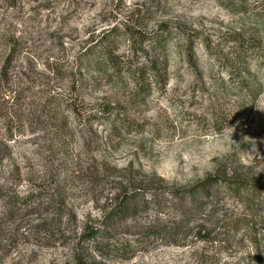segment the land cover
<instances>
[{"label":"rangeland","instance_id":"obj_1","mask_svg":"<svg viewBox=\"0 0 264 264\" xmlns=\"http://www.w3.org/2000/svg\"><path fill=\"white\" fill-rule=\"evenodd\" d=\"M163 25L160 52L148 35ZM238 35L264 51V0H0V192L18 198L0 197V264H264V204L221 185L197 207L105 218L135 190L171 199L211 174L264 181V65L241 72L255 97L229 86Z\"/></svg>","mask_w":264,"mask_h":264},{"label":"trees","instance_id":"obj_2","mask_svg":"<svg viewBox=\"0 0 264 264\" xmlns=\"http://www.w3.org/2000/svg\"><path fill=\"white\" fill-rule=\"evenodd\" d=\"M160 27V30H158L155 35L150 34L148 35V38L153 49L165 52L170 41L172 30L167 25ZM231 41H235V45L233 46L235 57L232 62L223 63L224 70L228 72L229 86L232 89L234 88L239 95L244 97L254 95L255 97V95L260 93L259 86L251 88L249 85V78L241 76V72L242 70L244 71L246 67H249V64L253 60L260 61V63L264 65V51L260 49V44L254 40L241 37V35L234 36ZM96 53L105 58L115 73H122V71H125L126 68H124L119 57L113 54L112 50L97 49ZM153 63L155 62L153 61ZM219 63L221 64L222 62ZM149 69L152 73L157 74V79L162 77V70L157 67H151ZM239 73L240 76H238ZM4 79L6 81L8 80L7 65H4L3 67L0 66V87L4 82ZM140 88L143 94H147L150 91L149 85L145 83H142ZM253 90H255V92H253ZM101 111L105 116H113V111L110 109V106L101 107ZM229 122V116L222 114L221 121L216 125V127L219 128L217 131L221 133L225 127H227ZM130 129L140 132L143 131L145 127L143 123L131 122L128 124L127 130ZM1 142L4 141H0V159L5 158L7 155L5 150L7 144L4 143L2 145ZM220 185L236 195H248L250 198L262 201L264 204V181L252 182L245 177L235 176L227 178L226 176L211 174L191 186L176 188L169 191L171 199H167L161 191L151 192L148 196L141 190L125 193L111 205L105 215L106 224L107 226L115 227L139 211L150 210L154 207L171 208L175 205L173 204V200L184 202L191 207H197L206 203L214 193L218 191ZM0 197H3L7 201L13 200L12 203L14 205L18 204V198L16 196H8L0 192ZM170 200H172V202ZM182 212H184V210H182ZM85 234L87 235V238L99 237L105 244L121 247L117 242L111 240L108 232L100 230L99 228L89 227L85 230Z\"/></svg>","mask_w":264,"mask_h":264}]
</instances>
